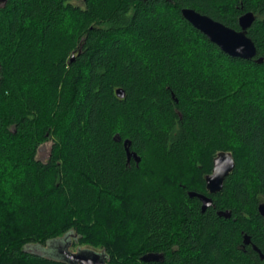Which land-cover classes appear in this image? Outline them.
<instances>
[{
	"label": "trees",
	"instance_id": "16d2710c",
	"mask_svg": "<svg viewBox=\"0 0 264 264\" xmlns=\"http://www.w3.org/2000/svg\"><path fill=\"white\" fill-rule=\"evenodd\" d=\"M182 9L236 31L252 13L255 58L227 56ZM148 149L176 174L147 179ZM221 152L234 169L211 195L205 178ZM189 193L212 206L202 213ZM261 203L264 0L0 6V264H66L27 248L70 235L106 264H264Z\"/></svg>",
	"mask_w": 264,
	"mask_h": 264
},
{
	"label": "water",
	"instance_id": "95a60500",
	"mask_svg": "<svg viewBox=\"0 0 264 264\" xmlns=\"http://www.w3.org/2000/svg\"><path fill=\"white\" fill-rule=\"evenodd\" d=\"M5 2L6 0H0V6H3ZM181 15L194 29L199 31L227 56L245 61H250L255 58L256 48L254 43L247 37V30L255 20L252 13H246L239 17L238 24L240 30L238 31L228 28L192 9H182ZM256 62L261 63L262 60L259 59L256 60ZM116 95L119 98L124 97L122 90H116ZM123 147L126 153L127 161L133 159L136 165H138L141 158L135 152H130L128 140L123 142ZM233 169L234 160L232 155L225 152L219 153L213 159L212 172L205 178V187L207 192L211 195L219 193L222 190L225 178L232 172ZM189 197H195L200 201L202 213L212 206L211 198L205 195L189 193ZM258 213L262 218H264V203H261L258 206ZM218 215L227 218L229 217V213L227 212H218ZM61 239L62 238L48 242L46 248L36 247L34 254L43 256L49 260L64 262L66 264H106L107 258L104 251L95 252L93 250L78 249L76 253L72 254L62 249L61 242L64 240ZM243 244H250L249 237L246 235L243 236ZM252 249L259 254L261 259L263 258L260 250H258L255 246H252ZM143 260L147 261V258H144ZM149 260H152V257H149Z\"/></svg>",
	"mask_w": 264,
	"mask_h": 264
},
{
	"label": "rangeland",
	"instance_id": "374dc122",
	"mask_svg": "<svg viewBox=\"0 0 264 264\" xmlns=\"http://www.w3.org/2000/svg\"><path fill=\"white\" fill-rule=\"evenodd\" d=\"M49 148H50V142H47L44 145H42V147H40V149H39L37 157L40 160L44 161L47 158ZM144 166H145V170L147 171L146 172L147 179H149V180H155L158 182H162L165 178L174 176L176 174L175 173L176 169L170 160L165 159V158H161L160 156L155 155L154 152L150 149H148V152L145 154ZM187 178H188V175H185L184 179H187ZM73 237H74L73 235L66 236L64 238L62 237L61 240H64L61 242L62 249L66 250L72 254L76 253L78 249H81V250L87 249V250H93L95 252H102V250H99V249L95 250V249H92V248L86 247V246L74 245L73 244V240H74ZM65 243H67L68 245ZM27 250H29L31 252L36 251L35 247H32V246L28 247Z\"/></svg>",
	"mask_w": 264,
	"mask_h": 264
}]
</instances>
